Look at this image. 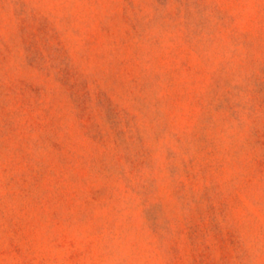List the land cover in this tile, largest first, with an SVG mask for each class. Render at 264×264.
I'll list each match as a JSON object with an SVG mask.
<instances>
[{"label": "rangeland", "instance_id": "rangeland-1", "mask_svg": "<svg viewBox=\"0 0 264 264\" xmlns=\"http://www.w3.org/2000/svg\"><path fill=\"white\" fill-rule=\"evenodd\" d=\"M0 264H264V0H0Z\"/></svg>", "mask_w": 264, "mask_h": 264}]
</instances>
